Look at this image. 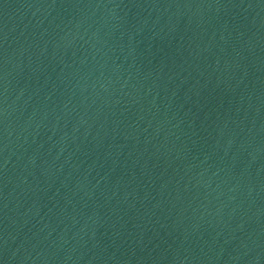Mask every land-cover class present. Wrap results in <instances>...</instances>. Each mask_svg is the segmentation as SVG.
I'll return each instance as SVG.
<instances>
[{
    "label": "water",
    "instance_id": "water-1",
    "mask_svg": "<svg viewBox=\"0 0 264 264\" xmlns=\"http://www.w3.org/2000/svg\"><path fill=\"white\" fill-rule=\"evenodd\" d=\"M0 264H264V0H0Z\"/></svg>",
    "mask_w": 264,
    "mask_h": 264
}]
</instances>
